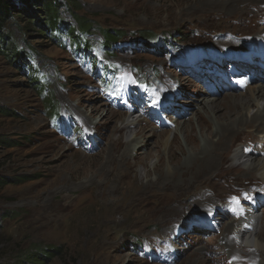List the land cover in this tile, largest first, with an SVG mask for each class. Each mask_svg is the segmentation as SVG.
Segmentation results:
<instances>
[{
  "label": "rangeland",
  "instance_id": "rangeland-1",
  "mask_svg": "<svg viewBox=\"0 0 264 264\" xmlns=\"http://www.w3.org/2000/svg\"><path fill=\"white\" fill-rule=\"evenodd\" d=\"M52 1L74 28L77 16L89 21L91 49H74L69 37L52 40L19 3L3 31L21 52L10 57L0 50V264H264L263 253L230 239L245 199L262 196L254 210L264 222L259 172L229 161L238 146L260 144L237 137L243 130L229 155L218 160L211 152L210 169L155 181L157 172L173 168L166 137L186 145L183 132H175L186 123L179 109L192 108L187 124H197L189 96L202 97L201 104L221 92L248 96L244 76L229 78V91L211 81L227 80L211 51L246 52L237 44H260L264 3L238 0L231 13L222 5L227 0ZM41 2L35 6L44 20ZM103 30L123 34L109 50ZM30 60L43 90L31 83ZM99 66L114 72L117 87L105 83ZM124 116L138 119L127 134L117 128ZM254 125L244 130L262 123Z\"/></svg>",
  "mask_w": 264,
  "mask_h": 264
},
{
  "label": "bare ground",
  "instance_id": "bare-ground-1",
  "mask_svg": "<svg viewBox=\"0 0 264 264\" xmlns=\"http://www.w3.org/2000/svg\"><path fill=\"white\" fill-rule=\"evenodd\" d=\"M235 1L238 0H234L232 2L229 0H227L226 2H224V0H199V2L206 4L210 3L211 5H217L219 3L224 2L222 3L223 7H225L226 10L230 12L233 10L232 7L234 5L232 3ZM242 1L243 2H241V4L247 3L246 2L247 0H242ZM257 2L264 3V0H258ZM218 33H220V31ZM226 42L227 41H219V44L223 43L224 45ZM242 45L241 43H238L237 47L241 48L238 49L245 50L246 52L236 51L235 53L230 52L228 54H223L218 50L211 51L212 52L211 56L215 60V67L223 69L227 77V80L225 82L221 81L219 77L216 76H213L211 81L215 83V85H218L221 90L225 89L229 91V89L231 90V88H229L227 84L229 78L232 79L239 75L244 76L246 78L242 80L245 83L244 86H246L248 90H250L248 96H244L242 93L236 94L231 91H229L228 93L221 92L220 94L222 95L221 97H218L220 95H216L217 94L216 93V94H212L210 98L206 99L205 101L207 102V104L205 103L201 104L200 102H198V100L201 99L202 97L189 96L188 99H190V103H191V104L189 103L190 106L195 107L196 105L197 106L196 108H198V111L193 113L194 116L196 117L197 124L196 125L193 124L192 126L188 125L189 123L187 124V119L185 116H187V114H191L190 111L192 110V108L187 110L184 114H182V111L184 110L182 108L179 109L178 111L179 117H181L180 119H183L182 122H186V123L184 126H176L178 128L175 129L176 130L175 132L177 131L183 132L184 142L186 145L183 146L179 144L176 137H174L172 142L168 144V136L166 137L165 144L167 143L166 145L168 146L166 154L169 160L168 162H170L171 165H173V168L169 169V171L166 172V174L161 173L160 171L157 172L158 177L155 180L156 183L158 181V178L159 181L162 180L163 183L165 181L170 182L174 180L175 178L174 176H176L178 173L182 175L192 170L190 174L193 177V175L195 176L199 175L200 172L210 169L213 165V162L215 161V158L211 156L212 154L211 152L218 154L219 157L218 160H220L225 154L229 155L228 150L231 146V143L236 139L235 133L241 130L243 131L237 133V137L245 138V140H248L249 142L254 141L257 144L259 143L260 144L258 147L254 149L251 148L249 150H246L245 147L242 145L238 146L234 150V152L231 153V155L229 156V161L230 163H235V162L238 163L247 171L252 170L256 172V174L259 172L258 175L260 176L261 180L264 182V134H262L264 133V121H262L264 118V40L262 39V42L260 44L258 43L256 44L255 42L250 41V43L249 44L247 43L246 46L243 47ZM232 47H236V46H232ZM208 56H209L208 52H206V55L204 57L200 56L201 58L200 60ZM182 64L186 65L187 62L184 61L182 62ZM248 68H252L253 71L247 70ZM182 69L184 70L185 68ZM248 74L250 75V77L247 80ZM253 81H255V83L249 86V84ZM238 85L239 84L236 83V87H239ZM203 91L204 90H201V92ZM165 108L171 112L173 110L168 108V106H166ZM92 111L96 113L98 111L97 106L94 107ZM198 112H200L199 115ZM113 117L109 116V118H113ZM136 123H138V119L137 120L129 119L128 116L127 117L124 116L120 126L117 128H119L121 131H124V134L125 133L127 134L133 129ZM251 123L253 125L254 124L258 125V123H262V125L255 128L250 127L249 130H244L243 125L251 124ZM198 134H200V137L202 138V140H200L201 142L198 140ZM161 136H160L161 138L164 137L163 134H161ZM129 145L127 146L129 147ZM125 154H127V152ZM252 156L254 157L257 156L259 158H257V160H254L253 159L254 157L252 158ZM216 167L217 166H215V168ZM184 177H182V179ZM176 181L178 183V180ZM148 184H152V182H149ZM186 187L187 186H185V188ZM243 191L244 190H241L240 192ZM203 195H205V193ZM260 198H262V196H255L250 200L248 199L244 200L246 203L240 209H238L236 213V218L235 220H233L235 221V223L233 221L232 223H230L229 230L231 234L230 239L232 240V242L233 241L235 242L234 238H238L241 241L245 242V245L250 247L252 246L251 249H254L255 252L258 251L264 254V222L261 219V217L257 215L256 210H254L256 206L254 203L255 201L260 202L259 201ZM169 211L170 210L166 211L165 213ZM192 221L193 220L189 222ZM202 225H203L202 227H206V229L210 228V224L209 226L206 223L205 225L204 223ZM220 240L227 241L225 243H228L229 241L225 239V237L221 238ZM250 260L251 261L256 260V256L250 258ZM196 261L194 262V264L196 263Z\"/></svg>",
  "mask_w": 264,
  "mask_h": 264
},
{
  "label": "trees",
  "instance_id": "trees-1",
  "mask_svg": "<svg viewBox=\"0 0 264 264\" xmlns=\"http://www.w3.org/2000/svg\"><path fill=\"white\" fill-rule=\"evenodd\" d=\"M36 0H0V50L3 48L4 54H9L11 57L12 54L14 56H18L21 52L20 49L17 48V43L12 40V36L9 33H4L6 24L10 18H12V11L16 9V7L20 5L26 6V13H28L32 19L31 21H34L38 23L37 19H40L39 23L41 26H43V30L45 31L46 35L50 36L52 40H57L60 38V40H64L67 37H69L70 40L73 42L74 49L82 48V50H88L91 49L89 46V41L85 38V33L88 31L89 28V21L77 16L76 19L78 21V26L73 27L68 22H63L61 18L57 15L55 12L56 7L53 4L52 0H41L43 7V14L45 17L43 18L39 17L37 14V6H35ZM19 3V4H18ZM31 6V8H30ZM36 12V13H35ZM38 16V17H37ZM35 23V24H36ZM103 34H105L103 45L109 50L112 47V44L120 38L123 34L119 31H109V30H103ZM145 43H149L147 40H145ZM3 45H6L3 47ZM79 45V47H77ZM7 51V53H6ZM85 52V51H84ZM86 53V52H85ZM79 54V53H78ZM26 58L22 56L19 62L20 66L23 70H25V61ZM31 58V57H28ZM28 68V76L32 79L31 83H34L37 89L43 90L44 85L41 80L40 76H36L34 74L35 66L31 63V60L29 63H27ZM99 70L103 71L102 73V79L105 80V83H109L113 87L116 86V79L114 77V72H112L108 67H104L103 70L100 69V66L98 68ZM57 112V111H56ZM48 254V251L46 252ZM46 257V256H45ZM34 260V259H33ZM32 263H34L32 261ZM34 264H38L37 262Z\"/></svg>",
  "mask_w": 264,
  "mask_h": 264
}]
</instances>
